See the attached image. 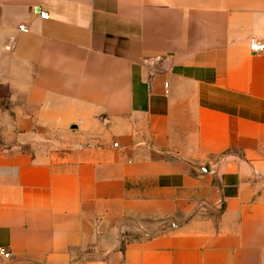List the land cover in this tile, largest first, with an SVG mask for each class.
Masks as SVG:
<instances>
[{"label":"crops","instance_id":"crops-1","mask_svg":"<svg viewBox=\"0 0 264 264\" xmlns=\"http://www.w3.org/2000/svg\"><path fill=\"white\" fill-rule=\"evenodd\" d=\"M250 38L264 0H0L9 264H264Z\"/></svg>","mask_w":264,"mask_h":264},{"label":"built area","instance_id":"built-area-1","mask_svg":"<svg viewBox=\"0 0 264 264\" xmlns=\"http://www.w3.org/2000/svg\"><path fill=\"white\" fill-rule=\"evenodd\" d=\"M37 14L40 19H47L48 17L47 12L44 10L37 9ZM17 29L22 32L27 31V27L23 24H19L17 26ZM248 47H249V50L254 53L264 51V43L254 38H250L248 40ZM113 146H116L115 142L113 143ZM9 260H10V253L4 248H0V264H9Z\"/></svg>","mask_w":264,"mask_h":264},{"label":"rangeland","instance_id":"rangeland-1","mask_svg":"<svg viewBox=\"0 0 264 264\" xmlns=\"http://www.w3.org/2000/svg\"><path fill=\"white\" fill-rule=\"evenodd\" d=\"M20 134V132H19ZM16 135H18V133L13 132L12 135H10V133L5 134V132L3 131V128H0V151L4 150V149H10L9 146V142H12L14 144L13 149L14 150H23V149H27V147H22L21 145H19L20 143H18L19 141L17 140ZM7 138V139H6ZM15 143L18 144L19 147H16ZM126 233V232H125ZM125 235V239H136L139 237L138 233H135L134 231H127Z\"/></svg>","mask_w":264,"mask_h":264}]
</instances>
